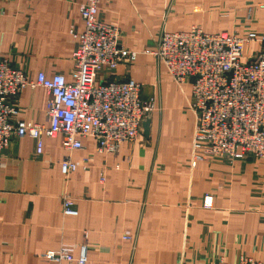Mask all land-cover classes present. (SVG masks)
Returning a JSON list of instances; mask_svg holds the SVG:
<instances>
[{
  "label": "crops",
  "instance_id": "1",
  "mask_svg": "<svg viewBox=\"0 0 264 264\" xmlns=\"http://www.w3.org/2000/svg\"><path fill=\"white\" fill-rule=\"evenodd\" d=\"M87 0H0V59L36 79L39 72L71 78ZM264 0H101L99 18L120 27L133 63L98 73L133 79L153 103L150 131L118 151H98L93 137L68 151L61 134L36 141L13 136L0 153V264H52L43 256L88 245L87 264H220L253 257L264 263V159L229 161L206 154L193 164L196 117L191 83H175L154 55L162 31H264ZM244 46V58L263 49ZM47 91L25 88L12 98L13 121L50 124ZM81 164L65 177L61 161ZM105 181H101V177ZM76 200L77 216L62 213V197ZM206 196L212 206L204 207ZM87 233V237L85 236ZM130 235L133 239H125ZM60 264H75L63 261Z\"/></svg>",
  "mask_w": 264,
  "mask_h": 264
},
{
  "label": "built area",
  "instance_id": "2",
  "mask_svg": "<svg viewBox=\"0 0 264 264\" xmlns=\"http://www.w3.org/2000/svg\"><path fill=\"white\" fill-rule=\"evenodd\" d=\"M101 0H87L81 6L85 29L77 37L73 52L75 71L71 78L62 73L36 79L0 59V153L13 136H30L36 152H43L44 137H63L68 151L84 147L81 138L93 137L100 152L118 151L123 142L134 141L149 119L154 105L142 99V85L133 79L98 81L104 67L115 70L121 63H133L137 53L121 45L120 27L99 18ZM264 7V5H262ZM259 42L263 49L255 57L244 58V46ZM154 55L167 67L179 86L191 83L190 107L196 117L192 160L196 164L206 154L229 161L247 157L264 159V31H248L245 36L228 32L207 33L199 27L188 31H162ZM43 87L48 93V126L27 120L14 122L18 108L12 98L25 88ZM70 156L61 161L65 177L79 166ZM105 181V177H101ZM204 207L212 206L206 196ZM62 213L77 216L76 200L62 197ZM87 237V233L85 232ZM125 239H133L125 235ZM88 245L83 243L74 257L66 249L49 251L43 256L53 263H88ZM264 264L253 257H241L236 263Z\"/></svg>",
  "mask_w": 264,
  "mask_h": 264
},
{
  "label": "water",
  "instance_id": "3",
  "mask_svg": "<svg viewBox=\"0 0 264 264\" xmlns=\"http://www.w3.org/2000/svg\"><path fill=\"white\" fill-rule=\"evenodd\" d=\"M143 130H144V134L145 135H148L149 134V131H150V119H146L143 122Z\"/></svg>",
  "mask_w": 264,
  "mask_h": 264
}]
</instances>
